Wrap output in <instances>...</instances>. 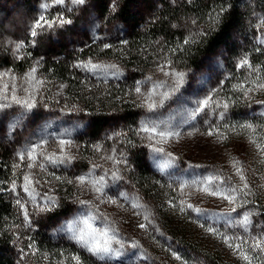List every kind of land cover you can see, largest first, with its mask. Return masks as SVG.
Returning <instances> with one entry per match:
<instances>
[{"label": "rangeland", "instance_id": "obj_1", "mask_svg": "<svg viewBox=\"0 0 264 264\" xmlns=\"http://www.w3.org/2000/svg\"><path fill=\"white\" fill-rule=\"evenodd\" d=\"M123 1L105 0L103 11L104 0L82 5L0 0V165H11L0 195L10 194L18 225L25 227L22 236L11 238L17 257L35 254L31 235L38 232L86 251L71 236L83 227L77 221L92 217L94 228L115 237L108 256L92 255L105 264H264V7L252 0L247 10L258 61L222 47L185 68L173 62L176 46L169 44L149 47L150 57L140 63L131 59V27L119 14ZM164 1L196 0H139V5L162 9ZM41 15L57 23L37 29ZM61 17L66 23H59ZM203 24L181 16L174 25L183 41L191 42ZM103 53L112 56L100 57ZM53 62H64L79 80L81 99L68 91L67 80L47 73ZM178 73L183 77L177 84ZM13 96L35 106L17 104ZM89 97L94 105L105 101L113 109L108 128L87 150L93 113L82 99ZM149 103L155 106L149 109ZM124 104L136 111L134 120L127 119ZM249 124L251 129L244 127ZM145 125L179 135L156 143L160 137L149 140L141 131ZM60 140L71 142L63 153ZM36 145L42 147L30 161L27 153ZM137 152L145 155L152 174L139 177ZM62 155L71 159L45 158L58 161ZM80 176L103 177L102 194L91 184L81 187ZM205 188L235 200L229 203Z\"/></svg>", "mask_w": 264, "mask_h": 264}, {"label": "trees", "instance_id": "obj_2", "mask_svg": "<svg viewBox=\"0 0 264 264\" xmlns=\"http://www.w3.org/2000/svg\"><path fill=\"white\" fill-rule=\"evenodd\" d=\"M253 2L264 7L263 0H253ZM123 3L119 14L131 27L132 33L128 39L127 50L135 62L140 63L150 57L148 55L150 54L148 53L149 47L162 48V45L167 46L168 44L176 46L173 62L185 68L198 66L201 57L212 54L222 47L231 53L248 52L252 62L258 61L261 56L251 49L252 46H257L254 36L251 35V27L247 24L249 15L247 10L251 8L252 0H196L190 5L187 3L172 5L164 1L162 9H158L157 4H151L146 10L139 5V0H124ZM101 6L103 11L107 9L105 0ZM152 12L154 15H150L151 22L148 27H145L146 18ZM181 16H186L188 19L193 16L197 22H204L201 30L192 36L191 42H184L180 29L174 25L179 24ZM106 51L109 52V50ZM111 56L109 53L100 54V57ZM47 73L51 74L52 78L67 80L68 91L75 93L81 99L79 92L82 86L79 80L69 72L64 62H53L51 66L47 65ZM82 102L91 107L93 113L86 133L85 145L88 150L98 143L101 134L108 128L110 122L108 114L113 107H107L105 101L94 105L90 97L82 99ZM95 106L101 107V109L95 110ZM122 110L126 112V117L129 120H134L137 117L136 111L131 109L130 105L124 104ZM135 156L138 161H142V166L139 167L142 169L139 172V177L152 174L145 163V155L137 152ZM10 172L11 165H6V167L0 165V181L2 183L9 181ZM15 211L10 194L0 195V264H48L46 261H49V264L51 262L54 264L62 262L63 264H75V261L71 259L74 255L80 257L82 264H105L72 243L44 237L40 232L31 235V242L36 244L34 246L35 254L28 259L27 257L25 259L18 258L13 249L15 243L11 241V238L14 239L17 234L22 236L21 231L25 227H19L21 218ZM24 245L27 246V242Z\"/></svg>", "mask_w": 264, "mask_h": 264}, {"label": "snow or ice", "instance_id": "obj_3", "mask_svg": "<svg viewBox=\"0 0 264 264\" xmlns=\"http://www.w3.org/2000/svg\"><path fill=\"white\" fill-rule=\"evenodd\" d=\"M71 2L73 4L76 5H82L84 4L85 0H71ZM55 4H64L65 0H54ZM48 7L47 4L44 5V8L46 9ZM57 21H49L47 19H45V17L43 15H41L39 17V19L36 21L35 23V28L37 29H42L45 27L51 28L53 27L54 24H56ZM59 23L63 24L66 23V21L63 20V18L61 17L59 19ZM37 35L36 31H32V36L35 37ZM187 42V41H186ZM244 65L248 64L247 60L243 61ZM115 67V66H113ZM161 71H163V67H161L160 69ZM33 73L35 72V69L32 70ZM168 73H165V75H167ZM176 75V83L178 84L180 79L183 77V73H178L175 74ZM39 83V82H38ZM261 88H264V84L260 85ZM136 93H140V88L137 87L135 89ZM154 94V89L153 92H150L148 94V99L151 98V96ZM164 98H167V93L163 94ZM6 98V97H5ZM13 100L15 103L17 104H21L24 107H27L29 109L33 108L35 105L32 103H29L28 101H20L17 100L15 98V96H13ZM162 102V101H161ZM209 103L208 100L203 101V104L205 106H207ZM155 106L154 103H149L148 107L149 109L153 108ZM225 108H227V105H224ZM244 127L251 129L252 125H245ZM141 131L148 134V139L152 140L155 136H159L160 140H157L156 143H161V142H165L167 140V138L171 137V136H178V133H172V132H164V131H157V126L153 125L151 127L145 125L141 128ZM209 135H212V133H208ZM59 144L61 146L60 151L61 153L64 152V146H71V142L67 141V140H60ZM42 147L41 145H36L35 147H33L28 153H27V158L30 161H34L35 160V156L34 153L36 152V149ZM156 151H163V149H156ZM46 159L51 160L52 163H63L65 159H71V157H66V156H61L59 158V160L57 161L56 159H53L52 157H45ZM21 159L23 160L24 157L23 155L21 156ZM34 164L33 163H29L28 167L31 168L33 167ZM39 167L41 169H43V165H39ZM237 175L240 176L241 181L244 180V176L242 174V172L240 171V169H237ZM113 176H116V173H113ZM57 180L60 179V177H56ZM25 180L27 183H31V180L29 177H25ZM81 187L85 186L86 184H91L92 188L94 189V191L96 193H101L102 194V184H103V177H101L99 180H88L86 177L84 176H80L77 178L76 181ZM68 183H73L72 180H69ZM101 185V187H97L96 185ZM245 188H247V184L244 185ZM27 190V188H26ZM203 191H205L207 194L209 195H216L219 196L222 199L228 200L229 203H233L235 200L234 196L231 195H224L223 193L220 192H215V191H209L207 188H205ZM235 191V190H234ZM115 201H113L114 203ZM19 203V201H18ZM25 219H27V214H25ZM92 219V217H88V218H83L79 221H77V224H82L83 227L82 228H77L75 230L72 231V236L71 239H73L80 247L84 248L87 252L91 253V255L98 257L99 259H104L105 256H108L109 253H111L113 251V249L111 248V242L113 239H115L114 236L110 237L109 233H108V229H97L94 228L93 225L90 223V220ZM245 220H247V217H245ZM141 228H144L145 225L141 224L140 225ZM209 231H211V229H209ZM117 243H120L119 241H116ZM225 243H228L227 238H225ZM261 243H264V241H261ZM122 246V245H121ZM231 246V245H230ZM257 247H260L261 244H257ZM177 260H180L181 257L180 256H176L175 257ZM73 261H75V264H82V261L80 259L79 256H72L71 258Z\"/></svg>", "mask_w": 264, "mask_h": 264}]
</instances>
